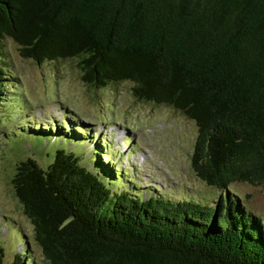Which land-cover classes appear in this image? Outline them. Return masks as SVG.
Listing matches in <instances>:
<instances>
[{
	"label": "trees",
	"instance_id": "1",
	"mask_svg": "<svg viewBox=\"0 0 264 264\" xmlns=\"http://www.w3.org/2000/svg\"><path fill=\"white\" fill-rule=\"evenodd\" d=\"M5 38L38 64L77 60L88 87L128 82L178 111L197 130L191 170L224 192L206 205L114 191L103 154L107 172L58 147L80 130H40L51 163L19 162L11 185L48 264H264V218L227 193L264 187V0H0ZM6 74L0 61V100Z\"/></svg>",
	"mask_w": 264,
	"mask_h": 264
},
{
	"label": "rangeland",
	"instance_id": "2",
	"mask_svg": "<svg viewBox=\"0 0 264 264\" xmlns=\"http://www.w3.org/2000/svg\"><path fill=\"white\" fill-rule=\"evenodd\" d=\"M0 61L7 73L6 92L0 100L3 264H12L15 256H23L25 251L33 264H48L34 241L33 228L11 185L19 162L30 158L42 169L51 163L56 147L50 149L46 146L47 140L42 138L45 136L35 134L43 129L61 135H64L62 131L80 130L82 137L77 138L78 144L66 139L58 147L81 156L80 163L85 168L93 170L96 162V166L107 172L108 168L96 155L103 154L104 162L116 171L117 183H113L119 187H113L114 191L127 190L142 199L153 196L206 205L224 196V192L207 186L191 170L197 130L178 111L136 101L131 94L132 84L128 82L99 89L88 87L80 79L77 60L38 64L22 58L19 46L10 38L3 41ZM49 143H55L54 139ZM227 193L247 211L264 218L263 186L234 183Z\"/></svg>",
	"mask_w": 264,
	"mask_h": 264
}]
</instances>
